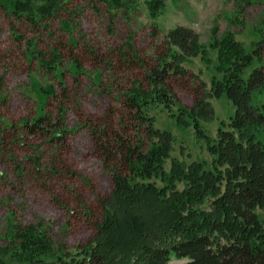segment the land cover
I'll list each match as a JSON object with an SVG mask.
<instances>
[{
    "label": "trees",
    "instance_id": "trees-1",
    "mask_svg": "<svg viewBox=\"0 0 264 264\" xmlns=\"http://www.w3.org/2000/svg\"><path fill=\"white\" fill-rule=\"evenodd\" d=\"M91 1L109 12L134 5L133 0ZM69 2L0 0V6L35 29L58 19L70 36L75 12ZM247 3L237 0L236 6ZM144 4L153 22L165 9L164 0ZM21 38L14 33L17 42ZM27 46L34 44L28 40ZM162 48L143 81L122 89L119 130L113 127L114 111L92 129L112 183L93 237L70 248L54 242L40 223L21 224L10 216L0 236V264H264V35L247 50L230 30L218 36L213 25L201 43L191 28L178 25L165 32ZM59 58L53 53L41 61ZM189 58H199L211 75L203 96L185 106L171 82L187 74ZM71 64L81 70L78 61ZM222 98L233 112L209 136L202 122L215 120L211 99ZM158 108L177 126L192 128L209 159L171 158L175 138L155 126L151 112ZM47 119L34 118L29 130Z\"/></svg>",
    "mask_w": 264,
    "mask_h": 264
},
{
    "label": "rangeland",
    "instance_id": "rangeland-1",
    "mask_svg": "<svg viewBox=\"0 0 264 264\" xmlns=\"http://www.w3.org/2000/svg\"><path fill=\"white\" fill-rule=\"evenodd\" d=\"M144 2L133 0L131 8L109 12L102 3L70 0L69 11L75 12L70 36L58 19L35 29L0 6V236L11 216L21 224L40 223L54 242L70 248L93 237L112 183L92 129L114 111L113 127L119 130V95L131 82L143 81L144 71L164 49L166 31L186 26L204 43L216 25L218 36L230 30L247 50L264 35V0H249L243 7L236 6L237 0H164L155 22ZM14 33L22 37L18 42ZM53 53L60 62L41 61ZM209 53L214 59L215 53ZM184 67L187 74L174 78L171 88L183 105L191 106L209 86L211 72L199 58L187 59ZM211 103L216 118L202 127L214 136L233 109L223 98ZM151 114L155 126L175 138L171 158L186 163L209 159L192 128L177 126L162 108ZM39 117L48 119L29 130Z\"/></svg>",
    "mask_w": 264,
    "mask_h": 264
}]
</instances>
